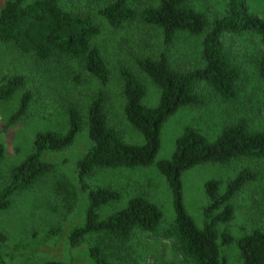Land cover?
I'll return each instance as SVG.
<instances>
[{
  "label": "rangeland",
  "instance_id": "1",
  "mask_svg": "<svg viewBox=\"0 0 264 264\" xmlns=\"http://www.w3.org/2000/svg\"><path fill=\"white\" fill-rule=\"evenodd\" d=\"M110 1L67 0L66 4L81 13L94 14ZM190 1L196 9L204 10L212 18L219 17L223 12V0ZM2 2L0 0V6ZM244 2L249 14L264 20V0ZM156 4L157 0L129 1L136 14ZM96 23L100 32L92 42L108 71V81L101 87L82 70L77 60L54 56L48 61H39L29 54H19L11 46L0 44V80L2 77H22L21 87L8 100L0 101V146L3 150L0 190L9 183L11 169L31 154L38 133L63 135L66 132L68 105L76 108L81 122L69 146L42 153L41 161L50 167L49 172L31 185L8 195L7 206L0 210V234L4 238L0 264H42L46 261L90 264L86 255L91 240L84 238L70 246L68 236L71 229L83 225L88 205L87 194L98 188L119 194L117 201L98 208L99 218L124 208L127 201L134 197L144 198L160 212L154 232L133 231L129 239L121 243L118 262L193 264L178 250L172 234L174 212L171 193L154 163L170 159L174 141L186 127L195 130L208 142L214 141L224 126L237 120H243L248 131L264 130V82L259 79L255 69L256 57L258 54L264 55V44L251 33L223 35L221 42L240 73L236 99L225 102L203 87L198 94L203 98L204 105L181 107L162 123L158 150L150 166L95 169L79 184L75 163L90 148L85 123L86 106L98 90L103 94L107 125L124 143L143 144L141 136L123 116L119 68L128 70L142 83L144 95L141 104L154 108L158 104L159 91L137 69L136 60L145 57L153 59L159 53H164L170 66L176 70L193 69L202 64V36L178 32L173 43L163 47L160 31L141 24L138 19L124 23L117 29L107 27L99 18ZM24 93L29 95L24 114L19 120L8 122ZM243 170L251 171L254 179L230 199L233 210L231 219L213 227L218 256L223 264H242L237 241L254 230L264 232V159L239 158L225 164L203 163L180 176L183 209L195 227L201 229L207 206L204 183L217 182V193L222 194L226 184ZM224 237L230 241L224 243Z\"/></svg>",
  "mask_w": 264,
  "mask_h": 264
},
{
  "label": "trees",
  "instance_id": "2",
  "mask_svg": "<svg viewBox=\"0 0 264 264\" xmlns=\"http://www.w3.org/2000/svg\"><path fill=\"white\" fill-rule=\"evenodd\" d=\"M66 1L3 0L0 6V44L11 46L19 54H29L39 61H48L54 56L77 60L82 70L101 87L108 81V71L92 42L100 32L97 18L111 29L138 19L141 24L160 31L163 47L170 46L178 32L202 36L200 67L173 69L164 53L153 59L145 57L136 60L137 69L159 91L158 104L154 108L141 104L144 95L142 83L128 70L118 69L123 116L141 136L142 145L124 143L107 125L101 91L91 96L85 111L90 148L75 163L79 184L95 169L150 166L158 150L162 123L181 107L204 105L203 98L198 94L203 87L225 102L236 99L240 73L221 42L223 35L251 33L264 44V20L249 14L244 0H223L222 14L213 18L204 10L196 9L190 0H157L156 6L145 7L138 14L129 5V1L136 0H112L94 14L81 13L69 7ZM255 66L257 76L264 82V55L258 54ZM21 85L20 76L2 77L0 101L8 100ZM28 101L29 95L24 93L8 122L22 117ZM66 116L67 129L63 135L38 133L31 154L11 169L9 183L0 190V210L7 206V197L11 192L31 185L49 172L50 167L41 161L43 152L58 151L72 143L80 129V117L72 105L67 106ZM2 155L0 146V159ZM239 158L264 159V130L248 131L243 120L224 126L211 142L186 127L175 139L170 159L154 163L171 193L174 212L172 234L178 250L193 264H223L218 256L213 227L231 219L230 199L254 179V174L249 170L239 172L226 184L222 194L217 193V182L204 183L207 206L201 229L195 227L183 209L180 176L203 163L225 164ZM118 199L119 194L112 190L98 188L89 191L84 223L69 232L70 246L84 238L91 240L86 255L90 264H123L117 261L121 243L128 240L133 231L152 233L158 225L159 210L142 197L129 199L124 208L105 218L98 217L100 206ZM3 241L0 234V251ZM223 241L226 243L230 239L224 237ZM236 245L242 264H264V232L254 230L240 238ZM42 264L67 263L46 261Z\"/></svg>",
  "mask_w": 264,
  "mask_h": 264
}]
</instances>
